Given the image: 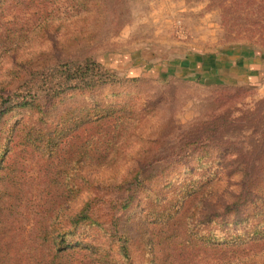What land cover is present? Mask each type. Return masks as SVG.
<instances>
[{
    "label": "rangeland",
    "instance_id": "374dc122",
    "mask_svg": "<svg viewBox=\"0 0 264 264\" xmlns=\"http://www.w3.org/2000/svg\"><path fill=\"white\" fill-rule=\"evenodd\" d=\"M87 8L80 0H0V105L9 92L15 93L14 101L27 103L0 108V264H85L88 256L94 258L64 254L52 260L63 254L51 249L50 230L63 229L67 215H73L88 195L94 196L90 204L95 207L117 209L115 198L124 190L114 181L130 178L134 157L150 143L156 145L154 132L159 125L166 135L157 150L167 155L166 161L173 155L175 160H170L164 173L158 171L164 170L162 163L155 165L154 176L140 181L133 194L124 192L128 204L119 208L118 232L129 236L133 263L146 264L153 257L157 264L218 260L223 264L224 259L239 255L264 262V240L245 237L240 245L233 240H229L233 245L222 248L210 245L216 234L237 229L229 223L235 219L232 215L220 224H202L195 239L190 224L210 200L221 201L229 190L235 191L232 182L238 177L217 165L219 158L212 149L206 153L196 149L180 159L177 152L169 151L178 143L183 126L207 110L242 117L237 122L259 110L264 115V75L250 82H232L223 78L227 76H210L202 67L204 61L215 59L234 65L231 56L251 51L264 57L259 31L241 26L240 20L227 17L210 0H101L99 9ZM73 29L77 36L68 40ZM64 46L76 55L92 56L114 73L115 80L68 92L53 105L55 99L45 94L43 82L54 63L53 52ZM223 72L229 76V70ZM34 96L40 108L29 104ZM108 100L136 102L139 113H144L143 105L155 109L130 122L116 123L115 113L83 129L79 105L90 107ZM71 111L78 125L68 128V121L64 124L62 119ZM248 121L249 128L239 123L233 130L247 147L259 138L253 133L258 121ZM57 123L66 127L67 135L53 150L45 132ZM31 134L43 141L30 143ZM84 143L94 148L93 158H86ZM197 163L209 165L189 170ZM200 182L204 190L190 200L194 193L186 195L187 188L196 186L198 192ZM177 197L185 199L179 215L156 222L150 206ZM79 229L88 238L102 233L94 227L80 225L76 232ZM99 243V255L111 254L105 255V264H127L115 257L121 255L118 245L104 238Z\"/></svg>",
    "mask_w": 264,
    "mask_h": 264
},
{
    "label": "trees",
    "instance_id": "16d2710c",
    "mask_svg": "<svg viewBox=\"0 0 264 264\" xmlns=\"http://www.w3.org/2000/svg\"><path fill=\"white\" fill-rule=\"evenodd\" d=\"M83 8H87V11L93 10V6L96 9L100 8L101 0H80ZM213 5L218 4L223 11L227 14V17L240 20V25L247 29L259 31V35L264 39V0H210ZM94 4V5H93ZM75 17V15H71ZM77 24V22H74ZM80 26L77 24V27ZM76 27V28H77ZM73 29L68 37V40L77 36V30ZM86 31L81 27L80 31ZM75 33V34H74ZM52 60L54 63L49 65L47 71V79L43 82L44 92L47 96L54 98V103L61 97H65V94L72 91L91 89L96 85L107 84L115 80V75L112 71L105 69L99 62H97L92 56L87 53L76 55L72 52L70 46H64L56 48L53 52ZM95 89V88H94ZM93 90V89H92ZM14 94L12 92L7 93V96L2 98L0 105L1 110H7L15 104H27L25 101H14ZM114 94V93H112ZM114 100H108L101 102L102 104L93 103L90 107L79 105L83 109L78 122L83 125V129L86 124L98 121L101 119H107L116 113L117 122H130L137 117H146L148 113L152 114L153 105H143L141 109L144 113L137 112L139 108L136 102L119 101L117 103H110ZM35 107H39L38 96H34L31 103ZM103 105V106H102ZM148 106V107H147ZM146 108L147 112L144 111ZM41 110V109H39ZM245 116L243 121L237 122L239 119L230 118L229 115L224 116L216 110H207L197 120L183 126V129L178 132L179 140L176 145L170 147L169 151L177 152V155L184 157L191 155L190 152H194L199 149V152L206 153L212 149L215 156L219 158L217 165L228 174H234L238 177V180H234L233 186L237 189L235 191L229 190L228 195L225 198L219 200H210L206 209L202 211V214L192 223L189 228L192 235L197 239L201 225L221 223V219H226L229 216H234L232 223L237 229L228 231L226 234H216L217 240L213 241L210 245L212 247L222 248L227 245H233L229 243V240H233L236 244L240 245L244 242V238L248 237L249 240L257 242L264 240V115L259 114ZM224 117V118H223ZM255 119L258 124L254 126L256 133L259 135L258 139H255V143L252 146H245L237 139L239 133L234 134L235 126L239 123L249 128L250 123L248 120ZM65 124L68 121V128L73 125H78L77 121L73 117V112H69L65 118L62 119ZM115 123L116 126H118ZM66 127H59L58 123L54 128H50L45 135L47 137L48 146H52L51 149H55L59 143L64 140L67 135ZM233 132V135H232ZM166 135L162 125H159L154 132V139L156 145L153 146L150 143L143 152H139L133 159L135 161L134 166L129 169L130 178L123 177L114 181L119 186V195L115 198L116 208L115 210L107 211L101 207H95L90 204L93 200L92 195L83 202L82 206L73 214L67 215V221L63 229L57 227L50 230V245L51 249L55 251L52 260L56 257L64 256V254L70 255H91L95 256L91 258L88 256V260L85 264H105V255H111L109 251H106L104 255H99L100 239H109L111 245H118L121 255H115L117 259L123 260L127 264H134L132 256L129 253L130 239L126 232H118V223L122 215L119 213V208L125 207L128 204L127 196L124 192L131 190L132 194L137 187H140V181H145L149 177L155 175V165L162 163L164 170H158L160 173H164L170 169V160H175L174 155L166 161L167 155L158 151V142ZM234 137V139H233ZM30 143L37 141H43V138L38 134H31L29 136ZM89 142L88 140H85ZM151 142V141H150ZM85 144L86 158H93L94 148L89 144ZM231 155V157H227ZM227 157V158H226ZM166 162L168 164H166ZM138 164V166H137ZM209 165V164H208ZM205 163H197L194 167H190L189 170L203 168L208 166ZM137 185L133 186V184ZM184 184L188 185L186 182ZM129 184V187H125ZM199 191L195 190L196 186L187 188L186 195L192 196L193 199L197 198V195L203 191L201 189V182L197 184ZM203 188H205L202 185ZM130 192V191H129ZM128 193V192H127ZM154 193V191L152 192ZM156 193V191H155ZM185 199L181 197L171 198L166 202L160 201L150 206L152 215L156 213L157 221H166L168 217L179 215L182 208V204ZM178 206L173 208L175 204ZM68 223V225H67ZM109 224V227L107 225ZM82 227H94L98 228L102 233L98 236L93 234L88 238V234H84V230L76 232L79 226ZM239 227V228H238ZM212 229V228H210ZM55 231V232H54ZM222 233L220 231H216ZM87 238L90 241H87ZM209 238H215L210 236ZM224 245H221V244ZM72 250V251H71ZM89 251V254H87ZM97 254V255H95ZM248 255H239L234 259L226 258L223 260V264H262L260 260L253 259L250 261L246 259ZM260 257V255H259ZM264 261V255L262 256ZM125 260V261H124ZM146 264H157L153 257L146 259ZM214 264H222L221 260L215 261Z\"/></svg>",
    "mask_w": 264,
    "mask_h": 264
},
{
    "label": "crops",
    "instance_id": "0c3cea01",
    "mask_svg": "<svg viewBox=\"0 0 264 264\" xmlns=\"http://www.w3.org/2000/svg\"><path fill=\"white\" fill-rule=\"evenodd\" d=\"M231 57L235 60L234 65L226 60L222 61L220 59H215L212 60L211 63H205L204 61L202 63V67L208 70V75L210 76H227L223 78L230 81L234 80L235 82L239 80L241 83L250 82L252 79H256L264 75V57H260L259 54L251 51L248 55L240 53L235 57ZM225 61L227 63H225ZM223 70H229V76L228 73L223 72ZM230 73L233 74L230 75ZM233 77L237 78L233 79Z\"/></svg>",
    "mask_w": 264,
    "mask_h": 264
}]
</instances>
